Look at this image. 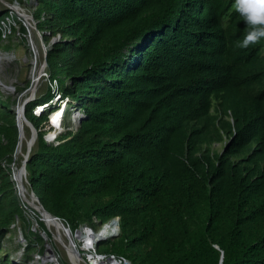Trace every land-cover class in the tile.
Returning <instances> with one entry per match:
<instances>
[{
  "label": "trees",
  "instance_id": "1",
  "mask_svg": "<svg viewBox=\"0 0 264 264\" xmlns=\"http://www.w3.org/2000/svg\"><path fill=\"white\" fill-rule=\"evenodd\" d=\"M233 3L34 0L49 93L26 106L38 133L27 179L72 232L119 218L108 232L123 248L112 254L132 264H264V38L236 46L246 24ZM11 19L27 34L2 6L0 44L16 32L4 33ZM54 81L70 100L58 145L45 141L48 114H33ZM16 103L0 95V264H15L3 244L27 222L4 167L21 142ZM71 109L83 114L77 129Z\"/></svg>",
  "mask_w": 264,
  "mask_h": 264
},
{
  "label": "rangeland",
  "instance_id": "2",
  "mask_svg": "<svg viewBox=\"0 0 264 264\" xmlns=\"http://www.w3.org/2000/svg\"><path fill=\"white\" fill-rule=\"evenodd\" d=\"M33 2L34 0H28L25 5L20 6L22 10L17 8L15 11H12L14 16L18 17V19L22 21L27 34L23 35L19 25L17 26V24H15L11 19L7 25H4V33H11V25L16 28V32H12V38L10 40L8 38L9 36H7V38H4V41L0 44V95L4 98L10 97L14 101L18 102H23L24 99L31 97L32 99L29 101V103H31L35 101L36 98L49 93L47 92V82L44 78L46 66L42 43L44 45L45 43L44 41H41L37 32L34 30L36 22L34 21V18H32V12L34 10V7L32 8ZM2 6L5 5L0 2V11ZM23 12L25 14H23ZM18 13H20L23 17L18 15ZM9 45H11V48L6 49ZM59 82L62 92H66L68 81L59 79ZM79 90L80 92H84V89L82 88ZM70 96L75 98L72 94H70ZM17 104L18 103H16V105ZM82 115L83 114H78V112L75 111V113L70 116L71 123L74 124V127H76L74 129H77L78 126V121L75 118ZM22 120L24 123V129L22 132L24 131L26 135L24 134L25 140H21L22 142L20 145L22 144V147L20 146L18 152L16 153V164H4V167L11 168L13 172V180H17L19 183V187L21 189L18 188L17 185L18 195L22 191L21 196L19 195L20 206L24 211V216L27 222L17 221L15 225L11 226L10 233L7 235L3 244L4 249L11 254L15 264H44L37 260V256L40 255L42 257V255L45 254L46 245H48L47 247L51 246L54 250L52 251L56 255V259L59 264H88L86 259L89 260V257H86V255L81 251V239L83 237H79L78 235L79 231H83L85 225H81L77 232L72 233V231L68 230L67 227L61 226L59 223L56 227L55 225L51 226L48 223L43 222L45 229L47 225L51 228V230H47L48 244L44 237L40 234L39 230L43 229L41 227L38 230L35 229L36 221H40V219L45 221V219L43 217L41 218L37 210L38 207L35 205L34 198L32 197V193L27 183L28 179H26L23 172L21 173L20 167L24 160L23 156L26 154L28 144H31L30 146L33 149L36 145V141H33L31 136L32 132L28 128L23 117ZM69 121L70 118L67 119V123ZM33 122L37 126L41 124V121L34 120ZM222 146V144L216 145L219 150L222 149ZM94 224L96 225L94 230L97 231L101 229V225L98 222H95ZM19 229L22 230L23 236L25 235L28 240L33 242V247H35V251L31 254L30 259H26L24 257L27 243H22L19 236ZM105 231L107 233H100L96 236L95 242H98L100 239L104 240L105 236L107 238L111 237V232H108L107 229ZM120 247L123 248L122 242L117 239L116 236L108 239L107 242L102 243L98 252L112 254ZM19 253L22 254L21 257L19 256Z\"/></svg>",
  "mask_w": 264,
  "mask_h": 264
},
{
  "label": "built area",
  "instance_id": "3",
  "mask_svg": "<svg viewBox=\"0 0 264 264\" xmlns=\"http://www.w3.org/2000/svg\"><path fill=\"white\" fill-rule=\"evenodd\" d=\"M28 0H24L25 4ZM15 3H18V2H15ZM14 3V4H15ZM18 6L20 10H22L20 8V4L18 3ZM15 11V10H14ZM23 14H25L23 12ZM18 15L22 16L20 13H18ZM34 30L37 32L38 34V37L41 39V41L43 42V37L41 35V33L38 31L36 25H35V28ZM11 32V31H10ZM26 36V35H25ZM60 40V37H55L52 39L51 41V44H55L56 42H58ZM42 47H43V50H44V60H45V70L46 72L44 73V78L46 79V82L49 80V75L47 74V62H46V55H47V47L42 43ZM52 87H54L53 89V93H54V96L56 97L55 98V102L58 101L59 103H61L60 107L58 106H49L48 104H43V105H36L35 106V109L33 110V114L36 116V117H41L43 114L47 113L48 114V122H49V128H48V132L45 136V141L48 143V144H55V145H58L59 142H58V136L61 135L63 132H64V122L66 120V116H67V111H68V108H69V103H70V100L68 97H63L61 95V93L59 92L58 88H57V81H54ZM60 109V110H59ZM59 112H62V117H61V121H60V124L57 125L54 120H53V115L54 114H58L56 111ZM78 112V114H81L80 111L78 109H71V113H75ZM83 117L80 116V117H76L75 119L78 121L79 123V120ZM39 221V220H38ZM38 221H36V224H35V229L38 230L40 228V225L38 223ZM40 221L43 223V219H40ZM97 222V221H96ZM111 222V221H110ZM107 223V224H102L101 225V230L99 231V233H102L107 227L108 225H110L111 223ZM45 223V222H44ZM43 223V224H44ZM48 228V229H47ZM83 228V227H82ZM81 228V229H82ZM47 230H51V228L47 225L46 229L44 230H39L40 231V234H44L47 238H48V235H47ZM79 233H83L84 234V238H82V244H84L86 241V237H89L88 234H91V235H96L95 231H93L89 226L85 225L84 228H83V231ZM88 233V234H87ZM43 236V235H42ZM55 237V235H54ZM89 239V238H88ZM108 239L110 238H107L106 240L104 241H107ZM103 241V242H104ZM102 242V241H101ZM100 242V243H101ZM100 243H96L95 245L93 243H87L86 247L83 248V252H86V257H89V260L86 259L87 263L88 264H128L130 263L129 261L125 260L124 258L122 257H119L117 255H113V254H105V253H100L98 252V246ZM89 245V247H88ZM83 246V245H82ZM97 248V249H96ZM47 250V248L45 249ZM46 254V252H45ZM44 254V255H45ZM42 255V256H44ZM37 260L44 263L43 262V259L42 257L39 255L37 256ZM132 264V263H130Z\"/></svg>",
  "mask_w": 264,
  "mask_h": 264
},
{
  "label": "clouds",
  "instance_id": "4",
  "mask_svg": "<svg viewBox=\"0 0 264 264\" xmlns=\"http://www.w3.org/2000/svg\"><path fill=\"white\" fill-rule=\"evenodd\" d=\"M232 9L236 13L239 14V16L243 19V21L246 24V28L244 30V35H243L242 39L237 42V45H236L237 47L242 48V49H246L250 45L257 44L261 40V38H264V0H234V3L232 4ZM12 11H14V10H12ZM224 19H225V23L223 26L227 27L228 17H225ZM55 98L56 97L54 96L53 100L49 101V103H46V104H48L51 107L52 106L60 107L61 103H59L58 101L55 102ZM34 109H35V107H34ZM66 227H68V226H66ZM90 228L93 231H95L96 234H100L99 231L101 229L96 231V230H94V228H92V227H90ZM19 230H21V229H19ZM22 234H23V232H22ZM25 243H27L26 239H25ZM87 243L88 242H85L84 244H82L83 246L81 247V251L85 255H86V252H83V248L86 247Z\"/></svg>",
  "mask_w": 264,
  "mask_h": 264
},
{
  "label": "water",
  "instance_id": "5",
  "mask_svg": "<svg viewBox=\"0 0 264 264\" xmlns=\"http://www.w3.org/2000/svg\"><path fill=\"white\" fill-rule=\"evenodd\" d=\"M0 2H1L3 5H5L6 7H8L9 9H11V10H15V9L19 8L18 3H15V4L11 5V4H9L8 2H6L5 0H0ZM22 17H23V16H22ZM32 18H33V17H32ZM46 62H47V60H46ZM31 99H32V98L29 97V98L24 99L23 102H18L17 107H16V114H19L20 111H21V114H22V116H23V119L25 120V122L27 123L28 128H29V129L31 130V132H32V135H31V136H32L33 141H36V142H37V140H38V133H37V130L35 129V127L33 126V124H32V123L26 118V116H25L26 106H27V104L29 103V101H30ZM20 103H21V105H20ZM18 118H19V117H17V127H18ZM18 128H19V127H18ZM19 139H20V130H19ZM30 145H31V144H28V147H27V149H26V154L23 156V157H24V160H23L22 165H21V167H20V171H21V173H22V172L24 173V175L26 176V179H27V175H28V172H27V162H28L29 157H30V154H31V152H32V148H31ZM18 146H19V143H18ZM17 148H18V147H17ZM27 183H28V181H27ZM31 193H32V197L34 198V202H37V204H38V208H37V210H38V212L40 213L41 217H43V216L48 217V218H50L51 220H53V221H55V222H57V223H61L62 226L66 227L65 224L61 221V219H59L58 217L53 216V215L50 214L48 211H46L45 208L43 207V205L40 203L39 199L35 196V194H34L33 192H31ZM19 195H20V193H19ZM119 220H120L119 218H116V219H113V220L110 222L111 224H112V223H116V225H118V228H117L118 231H120V228H119ZM67 228H68V227H67ZM68 230H70V228H68ZM42 235H43L45 241H46L47 244H48V238H47L44 234H42ZM19 236H20V239H21L22 241L25 242V238H24V236H23L21 230H19ZM47 246H48V245H46V248H47ZM79 256H80V255H79ZM128 264H130V263H128Z\"/></svg>",
  "mask_w": 264,
  "mask_h": 264
},
{
  "label": "bare ground",
  "instance_id": "6",
  "mask_svg": "<svg viewBox=\"0 0 264 264\" xmlns=\"http://www.w3.org/2000/svg\"><path fill=\"white\" fill-rule=\"evenodd\" d=\"M26 17V16H25ZM0 85H1V82H0ZM60 110V109H59ZM59 110L58 111H56L58 114H54L53 115V120H54V122L57 124V125H59L60 124V121H61V117H62V112H59ZM18 126H19V129H20V141L21 140H23L24 139V136L26 135L25 133H24V131L22 132V130L24 129L23 128V126H24V123H23V120H22V114H21V111H20V113L18 114ZM25 134V135H24ZM25 140V139H24ZM22 142V141H21ZM20 142V143H21ZM24 142V141H23ZM35 142V141H34ZM31 143V142H30ZM20 146L22 147V144L21 145H19V147H18V150H19V148H20ZM18 150H17V152H18ZM21 151V150H20ZM17 172V171H16ZM18 173V172H17ZM16 173V174H17ZM20 174V173H19ZM16 176H18V175H16ZM21 176V175H20ZM19 176V177H20ZM24 180V179H23ZM17 181V180H16ZM15 181V182H16ZM20 181V180H19ZM16 185H18V188H20L19 187V183H18V181L16 182ZM21 189V188H20ZM18 190V189H17ZM20 192V191H19ZM22 192V191H21ZM21 192H20V196H21ZM35 205L38 207V204H37V202H35ZM43 218L45 219V223H48L49 225H55L56 227L58 226V223L57 222H55V221H53V220H51L50 218H48V217H45V216H43ZM61 226H62V224L61 223H59ZM118 226V225H117ZM110 227H111V224L110 225H108V227L106 228L107 229V231H108V229H110ZM105 229V230H106ZM103 231L102 233H104V232H106V231ZM71 231V230H70ZM119 232V231H118ZM72 233H74V232H72ZM107 233V232H106ZM88 234V233H87ZM78 235H79V237H83L84 238V234L83 233H78ZM90 235V236H89ZM98 234H96V235H91V234H88V236L89 237H87V236H85L86 237V239H85V241L86 242H88V243H93L94 245L97 243H100L101 241L103 242L104 240L103 239H100V240H98V242H95V239H96V236H97ZM119 235V234H118ZM118 235H116V236H118ZM89 238V239H88ZM106 240V239H105ZM22 241V240H21ZM24 241H22V243H23ZM88 247H89V245H88ZM53 249L51 248V246H49V247H47V250H46V254H45V256H42V259H43V262H44V264H59L58 263V261H57V259H56V255L53 253V251H52ZM71 253V252H70ZM21 253H19V256L21 257ZM71 256V255H70ZM72 257V256H71ZM71 260H72V258H71ZM74 262V261H73ZM76 263V262H75Z\"/></svg>",
  "mask_w": 264,
  "mask_h": 264
}]
</instances>
